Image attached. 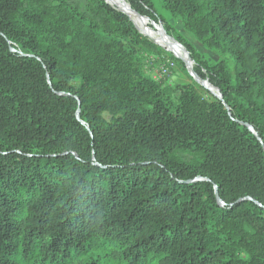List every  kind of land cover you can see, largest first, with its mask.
<instances>
[{
	"label": "trees",
	"instance_id": "1",
	"mask_svg": "<svg viewBox=\"0 0 264 264\" xmlns=\"http://www.w3.org/2000/svg\"><path fill=\"white\" fill-rule=\"evenodd\" d=\"M86 1L0 0V264H264V0H159L233 62L164 24L220 94L188 75L175 101Z\"/></svg>",
	"mask_w": 264,
	"mask_h": 264
},
{
	"label": "rangeland",
	"instance_id": "2",
	"mask_svg": "<svg viewBox=\"0 0 264 264\" xmlns=\"http://www.w3.org/2000/svg\"><path fill=\"white\" fill-rule=\"evenodd\" d=\"M68 1L80 10L83 11L87 10L86 0H68ZM105 1L112 7L116 9L118 8L120 11L124 12V9L119 5H117L115 1L113 0H105ZM154 4H155L156 12L161 15L164 21L159 23H154L147 19L148 27L153 30L152 32H162L167 38L177 42L173 36L169 35L166 32L164 28V24H167L174 31L182 34L188 41H190L193 44L196 51L200 53L202 59H204L206 62L215 63L220 59H226L228 62V69L232 70L233 62L231 58H229L227 55L219 53L218 51L204 48L194 38L192 33L187 32L182 28L181 22L178 18L171 17L167 11L161 8V4L159 0H155ZM136 18L140 19L144 23V25H146V21L144 19H141L139 17ZM135 28L139 31V33L147 37V39L152 42L151 45H147L143 47V50L141 51V56L144 62V70L156 82H158L163 88H165L171 100L175 101L176 97L179 94L178 87H181L186 84H190L192 82L184 62L182 61V59L178 58L171 50H169L159 42L155 41L150 36L143 34L137 27ZM157 47L159 49H157ZM189 62L193 68L194 64L190 61V59ZM198 91L201 95L205 96L202 90H198ZM110 264H114V263H110Z\"/></svg>",
	"mask_w": 264,
	"mask_h": 264
},
{
	"label": "bare ground",
	"instance_id": "3",
	"mask_svg": "<svg viewBox=\"0 0 264 264\" xmlns=\"http://www.w3.org/2000/svg\"><path fill=\"white\" fill-rule=\"evenodd\" d=\"M117 5L124 9V13H126L130 19L133 21L134 25L145 35L150 36L155 41L159 42L169 50H171L178 58L186 61V55L184 50L176 43L175 41L167 38L162 32H152L149 31L144 23L136 18L137 16L131 11L129 5L125 2V0H113ZM114 3V4H115ZM123 12V11H122ZM132 12V13H131ZM189 64V63H188Z\"/></svg>",
	"mask_w": 264,
	"mask_h": 264
},
{
	"label": "water",
	"instance_id": "4",
	"mask_svg": "<svg viewBox=\"0 0 264 264\" xmlns=\"http://www.w3.org/2000/svg\"><path fill=\"white\" fill-rule=\"evenodd\" d=\"M118 9V8H117ZM119 10V9H118ZM120 11V10H119ZM132 11V10H131ZM122 12V11H121ZM134 13V15H136L137 17H140V18H145L147 19L146 17H143V16H140L139 14L135 13L134 11H132ZM124 13V12H123ZM126 14V13H124ZM127 15V14H126ZM128 16V15H127ZM129 17V16H128ZM130 18V17H129ZM131 20V19H130ZM132 21V20H131ZM134 24V23H133ZM135 26V25H134ZM136 27V26H135ZM177 43V42H176ZM179 45V44H178ZM180 47H182L181 45H179ZM182 49L184 50L185 52V55H186V61L182 60L185 64V67L188 71V74L194 79V81H196L199 85H201L202 87L206 88L210 93H212L213 95H215L216 97L220 98V94L218 92V90L214 87H212L206 80L202 81V80H199L192 72V67L190 65V62H189V56L187 54V52L185 51V49L182 47ZM189 63V64H188ZM214 191H215V196H216V199H218V194H217V188L214 187Z\"/></svg>",
	"mask_w": 264,
	"mask_h": 264
}]
</instances>
